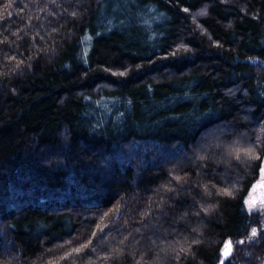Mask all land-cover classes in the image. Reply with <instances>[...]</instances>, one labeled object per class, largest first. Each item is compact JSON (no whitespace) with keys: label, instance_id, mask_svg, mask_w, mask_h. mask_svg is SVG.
<instances>
[{"label":"trees","instance_id":"1","mask_svg":"<svg viewBox=\"0 0 264 264\" xmlns=\"http://www.w3.org/2000/svg\"><path fill=\"white\" fill-rule=\"evenodd\" d=\"M262 160L264 0H0V264H264Z\"/></svg>","mask_w":264,"mask_h":264},{"label":"snow or ice","instance_id":"2","mask_svg":"<svg viewBox=\"0 0 264 264\" xmlns=\"http://www.w3.org/2000/svg\"><path fill=\"white\" fill-rule=\"evenodd\" d=\"M246 155L250 160L260 159L259 156H253L251 152L246 153ZM237 159H239V156H237ZM259 176H260L259 181L255 185H253L251 191L256 192L257 190H260L261 196L258 199L256 197L250 196L249 199L245 201V203L249 206V210L257 207L258 204L260 207H264V160L261 161V165L259 168ZM228 194L230 195L231 193ZM256 235H257V230L252 229V236H256ZM240 243H243V241H240ZM76 251L79 252L80 249H76ZM231 253H232V242L227 241L224 245L223 255L225 257H228L231 255ZM221 264H223V261H221Z\"/></svg>","mask_w":264,"mask_h":264},{"label":"rangeland","instance_id":"3","mask_svg":"<svg viewBox=\"0 0 264 264\" xmlns=\"http://www.w3.org/2000/svg\"><path fill=\"white\" fill-rule=\"evenodd\" d=\"M259 179H260V177H259ZM259 179H258V181H259ZM258 181H257V182H258ZM257 182H256V183H257ZM256 183H255V184H256ZM255 184H254V185H255ZM250 196L256 197V198L258 199V198L261 196V191H260V190H257L256 192H252V191H251ZM251 210H252V211H256V212L259 211V212H261V213H264V207H260L259 204L257 205V207L252 208Z\"/></svg>","mask_w":264,"mask_h":264},{"label":"water","instance_id":"4","mask_svg":"<svg viewBox=\"0 0 264 264\" xmlns=\"http://www.w3.org/2000/svg\"><path fill=\"white\" fill-rule=\"evenodd\" d=\"M229 241H230V240H229ZM232 252H233V243H232ZM231 256H232V253H231L230 256L225 257V256L223 255V251H222V258H221V261H223V263H224V262H225L227 259H229ZM221 261H220V264H221Z\"/></svg>","mask_w":264,"mask_h":264}]
</instances>
